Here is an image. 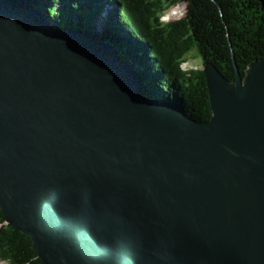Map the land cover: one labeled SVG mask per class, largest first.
I'll list each match as a JSON object with an SVG mask.
<instances>
[{
    "label": "water",
    "instance_id": "95a60500",
    "mask_svg": "<svg viewBox=\"0 0 264 264\" xmlns=\"http://www.w3.org/2000/svg\"><path fill=\"white\" fill-rule=\"evenodd\" d=\"M227 39L233 79L188 68L201 120L99 32L0 0V209L44 264H264V42L240 66Z\"/></svg>",
    "mask_w": 264,
    "mask_h": 264
},
{
    "label": "trees",
    "instance_id": "16d2710c",
    "mask_svg": "<svg viewBox=\"0 0 264 264\" xmlns=\"http://www.w3.org/2000/svg\"><path fill=\"white\" fill-rule=\"evenodd\" d=\"M32 1L57 27L99 32L139 71L147 95L172 101L201 120L209 119L211 114L209 94L204 71L183 67L191 51L196 49L205 61L213 62L233 79L227 26L240 66L264 42V32L252 29L255 20L250 14L255 11L263 27L264 0H188L186 16L170 20L162 17L183 0ZM218 4L223 7V17ZM252 30L259 33L251 32L253 42L247 34ZM0 262L44 264L31 237L7 223L1 209Z\"/></svg>",
    "mask_w": 264,
    "mask_h": 264
},
{
    "label": "rangeland",
    "instance_id": "374dc122",
    "mask_svg": "<svg viewBox=\"0 0 264 264\" xmlns=\"http://www.w3.org/2000/svg\"><path fill=\"white\" fill-rule=\"evenodd\" d=\"M186 11V4H180L179 6L171 8L163 17V20H170V19H176L182 15ZM197 53L196 49H193L191 51V54L187 58L186 62L183 64V67L185 69H188L189 67L195 66V67H203L202 61L199 59V57L196 56L195 53ZM0 264H5L0 262Z\"/></svg>",
    "mask_w": 264,
    "mask_h": 264
}]
</instances>
